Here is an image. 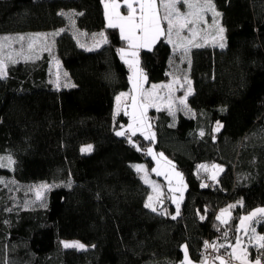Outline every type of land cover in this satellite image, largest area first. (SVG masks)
Here are the masks:
<instances>
[{
	"label": "trees",
	"instance_id": "16d2710c",
	"mask_svg": "<svg viewBox=\"0 0 264 264\" xmlns=\"http://www.w3.org/2000/svg\"><path fill=\"white\" fill-rule=\"evenodd\" d=\"M213 3L225 44L193 47L187 108L175 117L168 107L151 109L156 139H145L116 134L129 118L114 113L116 95L131 86L119 51L129 42L107 27L103 0H0V35L66 27L52 52L10 61L0 78V156L13 157L0 175L61 181L46 206L21 209L0 183V264H202L205 242H234L240 218L264 205V0ZM70 13L81 30L104 29L106 43L83 47L68 28ZM137 51L148 83L170 78L174 49L165 37ZM53 55L72 84L53 83ZM149 144L184 173L177 215L170 201L145 207L151 187L134 164L154 163ZM214 163L223 169L211 178ZM226 205L235 207L223 222ZM73 238L87 247H65ZM251 253L264 259V248Z\"/></svg>",
	"mask_w": 264,
	"mask_h": 264
},
{
	"label": "rangeland",
	"instance_id": "374dc122",
	"mask_svg": "<svg viewBox=\"0 0 264 264\" xmlns=\"http://www.w3.org/2000/svg\"><path fill=\"white\" fill-rule=\"evenodd\" d=\"M142 0H103L105 8V16L107 19V27L110 21L115 23L117 29L120 30V24H124V35H128V25L119 19L120 16L127 17L130 14L133 15L134 21L139 22L141 15L140 3ZM170 2V0H167ZM132 4V9H129L127 4ZM187 3L195 5L193 8H189ZM187 3L177 4L176 9L182 14L198 13L202 19H198L197 15H182L179 20H176L175 12L173 13V20L177 27L173 29L171 34V42L166 34L158 36L154 41H149L143 46H134L142 44L137 40L133 44L123 49V56L128 62L130 69V88L124 89L116 95L115 101V116L121 113L127 115L128 120L123 121L122 126L118 132H122L123 135L127 129L131 130V138L136 134H141L147 139H156L155 127H153V119L150 116V110L156 108L168 107L172 111V115L176 116V110L187 108V98L192 93L191 87L192 81L190 79L189 61L190 52L193 47L213 43L215 45L225 44L224 27L220 23V14L217 10H205L200 11L199 5L203 3V0H187ZM214 5L213 0H211ZM114 5H116L114 7ZM158 13V17L161 18V26L166 30L167 22L162 20L165 14L164 7L161 6V0H156L155 5ZM218 13L219 15H216ZM119 14V16L117 15ZM69 24L68 28L73 34H75L78 42L83 47L89 49H96L106 43V32L104 29L97 30L95 32H88L79 29L75 25L73 13L68 14ZM215 21V23L213 22ZM187 23V27L180 29L179 25ZM66 27H60L53 30L42 31H20L16 33L1 34L0 35V71L7 73V64L10 61L19 60L21 58H38L41 57L43 51L47 50L52 52L56 41V36L61 34ZM221 28L223 31H221ZM179 30V34H177ZM121 33V30H120ZM136 36H140L141 33L137 31ZM23 37V40L20 39ZM160 37H165L169 43L172 44L174 52L171 57L170 79L166 81H155L148 83L147 75L141 68L139 62V50L142 47H152L156 40ZM7 38V39H5ZM51 73L50 76L54 84L59 87L72 84L70 76H68L67 70L61 65L59 58L56 55L51 59ZM156 87H153V86ZM119 97V99H117ZM183 101V102H181ZM133 132L135 134L133 135ZM122 135V136H123ZM146 139V138H145ZM90 150L82 151V149ZM93 141L83 143L81 145L82 152H90L93 149ZM151 149V153H149ZM146 153L152 157L154 163L148 162H136L135 165L142 166L139 170L142 178L149 181L150 192L148 204L154 208H165L169 206L168 201L175 205L174 215H177V207L181 209L182 200L185 196L187 189V181L185 179L182 170H178L173 160L168 157L163 151H157L153 144H149L146 148ZM161 153L163 154L161 156ZM10 158V159H9ZM0 164L11 166L13 165V157L9 154H3L0 156ZM205 168V167H204ZM210 169V177L214 178L219 172L222 171V166L214 163L213 166H207ZM205 168V169H206ZM136 169V168H135ZM156 169V171H152ZM157 172L160 174L157 175ZM0 183L8 189L11 193L13 205L18 208H35L39 206H46L48 203L49 191L54 187L60 185V182H46L39 181L38 183H21L14 178L5 177L0 175ZM226 210V211H225ZM219 217L224 221L232 214L230 205L219 210ZM257 230V229H256ZM248 234V233H247ZM250 233L248 240L252 243H256L258 238ZM245 241V239H244ZM63 244L74 245L69 246L71 248L85 249L87 244L76 238L63 239ZM185 247L187 257V247Z\"/></svg>",
	"mask_w": 264,
	"mask_h": 264
},
{
	"label": "snow or ice",
	"instance_id": "6c2138e0",
	"mask_svg": "<svg viewBox=\"0 0 264 264\" xmlns=\"http://www.w3.org/2000/svg\"><path fill=\"white\" fill-rule=\"evenodd\" d=\"M127 3V0H126ZM187 3V0H170V2H167V0H161V6L164 7L165 9V14L162 17L163 21L167 22V27L166 30L162 28L161 26V18L158 17V13H157V9L155 7L156 5V0H142V2L140 3V18H139V22H135L134 21V17L133 15H129L127 17H122L120 16L119 19L121 21H124L127 25H128V35H124V24H120V30H121V35L124 39L128 40L130 42V44H133L135 41L139 40L142 42V44L140 45H134V46H143L146 45L150 40L154 41L158 36L165 34L168 35L169 37V42H171V34L174 28L177 27L176 23H174L173 20V13L175 12V16H176V20H179L181 18L182 15H197L198 19H202V17H200L198 15V13H188V14H182L180 13L177 9H176V5L177 4H184ZM116 5H114L115 7ZM129 9H132V4L128 3L127 4ZM187 6L189 8H193L195 7L194 4L192 3H187ZM200 11H205V10H213L214 9V5H212L211 0H203V3H201L199 5ZM119 16V14H117ZM216 15H219L218 13H216ZM215 23V21H213ZM187 23H191V22H186V23H182L179 25L180 29H183L185 27H187ZM110 27H116L117 25L115 23H112L110 21L109 23ZM139 31L141 33L140 36H136L135 33ZM221 31H223V29L221 28ZM177 34H179V30L177 32ZM7 39V38H5ZM21 40H23V37H20ZM106 42V41H105ZM221 47H223L224 45L221 44ZM119 51L123 52V49H120ZM4 75V73L2 71H0V78H2ZM153 87H156L155 85ZM117 99H119V97H117ZM183 102V101H181ZM117 135H123L122 132H117ZM135 134V132H133V135ZM201 135H203V132H201ZM146 139L148 137H145ZM90 147L88 149H82V151H87L90 150ZM149 153H151V149L148 150ZM163 154L161 153V156ZM10 159V158H9ZM3 165L0 164V167H2ZM137 171H139L141 169L142 166L139 165H135L134 166ZM152 171H156V169H152ZM160 173L157 172V175H159ZM149 181L145 180V183H148ZM149 200H151V197H149ZM145 207H151L150 204H145ZM230 207H235L234 205L230 206ZM153 211H155V209H152ZM226 211V210H225ZM256 212H264V209H257ZM177 214H179V209L177 207ZM251 215H256V213H252ZM203 218V217H202ZM219 218V217H218ZM173 219H175V216H173ZM225 235H227L225 233ZM260 240L264 241V236L259 237ZM69 246H74V245H68L65 244V247H69ZM205 246L208 247L209 245L207 244V242H205ZM261 248H264V244L260 245ZM262 255H264V253H262ZM254 264H261V260L258 258L254 261Z\"/></svg>",
	"mask_w": 264,
	"mask_h": 264
},
{
	"label": "crops",
	"instance_id": "0c3cea01",
	"mask_svg": "<svg viewBox=\"0 0 264 264\" xmlns=\"http://www.w3.org/2000/svg\"><path fill=\"white\" fill-rule=\"evenodd\" d=\"M257 209H264V205H259V207L252 209L249 213L244 214L240 218L239 226H238V235L237 238L234 240V242H231L229 239L225 240L229 245H231L234 256H236L235 261L228 262L225 260H220L217 262L207 259V260H201V263L202 264H254V261L256 259L259 258L261 260L260 256L253 255L251 253V247H255V249H257L260 247L261 244H264V241L259 239V237L264 236V231L259 229L260 221L264 219V212H256ZM252 213H256V215L253 216L251 215ZM231 215L227 216L229 218L224 219L223 222H227V220L230 219ZM250 233H253L252 235L258 238V241L256 243H252L251 241L248 240V236L250 235ZM261 264H262V260H261Z\"/></svg>",
	"mask_w": 264,
	"mask_h": 264
},
{
	"label": "built area",
	"instance_id": "2783aa9c",
	"mask_svg": "<svg viewBox=\"0 0 264 264\" xmlns=\"http://www.w3.org/2000/svg\"><path fill=\"white\" fill-rule=\"evenodd\" d=\"M127 137L131 136V130L127 129L125 131ZM225 233L227 235H225ZM224 236L228 238L230 236V229L227 228L224 231ZM209 246L204 248L202 255L207 260L218 261V260H225V261H235L236 256L231 249V246L225 242H219L216 245L213 244L211 241L207 243ZM262 264H264V259L262 260Z\"/></svg>",
	"mask_w": 264,
	"mask_h": 264
}]
</instances>
